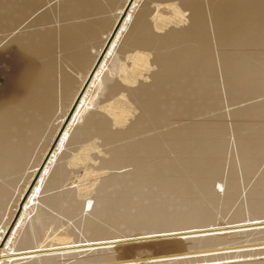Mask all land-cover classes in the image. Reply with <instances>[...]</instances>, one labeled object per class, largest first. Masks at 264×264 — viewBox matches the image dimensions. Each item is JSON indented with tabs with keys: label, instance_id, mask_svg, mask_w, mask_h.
<instances>
[{
	"label": "bare ground",
	"instance_id": "1",
	"mask_svg": "<svg viewBox=\"0 0 264 264\" xmlns=\"http://www.w3.org/2000/svg\"><path fill=\"white\" fill-rule=\"evenodd\" d=\"M0 264H264V0H0Z\"/></svg>",
	"mask_w": 264,
	"mask_h": 264
},
{
	"label": "rangeland",
	"instance_id": "2",
	"mask_svg": "<svg viewBox=\"0 0 264 264\" xmlns=\"http://www.w3.org/2000/svg\"><path fill=\"white\" fill-rule=\"evenodd\" d=\"M170 9V8H169ZM169 19H172V18H169ZM173 20V19H172ZM100 104H101V101H100ZM101 105H103V104H101ZM104 106V105H103ZM117 106V105H116ZM106 107V106H105ZM117 108H119V106L117 107ZM113 110V109H112ZM115 111H117V109L115 110ZM106 113V112H105ZM114 114H116V113H114ZM109 115V114H108ZM111 115H112V113H111ZM210 116V115H209ZM206 117V118H205ZM207 117L208 116H203V118H200V119H206V120H208L209 121V119L210 118H212V120H210V121H216V120H221V118H218V116L216 117V116H212V117H208V119H207ZM218 118V119H217ZM89 148H91V147H89ZM92 153H95V151H92ZM81 162L79 163V162H77V164L79 165V166H82V167H80L79 168V166H77V164H76V162H72L71 161V164H70V161H68L69 162V166L70 167H72L71 168V173H69V175H73V176H71V177H68L69 179L67 180V183H70L71 185L73 184V182H75L76 181V183H77V186H79V189H78V191L79 190H83L82 192L85 194H87V192L89 191V189L88 188H83V186L84 187H89L88 185H90L91 186V182L90 181H92V180H94L95 179V176H97L98 174L97 173H99V171L97 170V168H94L93 166H94V162H92V161H94V160H90V159H85V160H80ZM83 161V162H82ZM76 165V168L77 169H79L78 171H77V169L74 167L75 165ZM82 164V165H81ZM93 164V166H91ZM73 167H74V169H73ZM76 169V170H75ZM78 172V173H77ZM79 175V176H78ZM79 178V180L77 179V177ZM75 177H76V179H75ZM70 179L72 180V181H70ZM73 179H74V181H73ZM81 179V180H80ZM80 184H79V183ZM90 182V183H89ZM89 183V184H88ZM70 184L68 185V186H70ZM85 184V185H84ZM74 185V186H73ZM72 185V187H75V183ZM81 185V186H80ZM83 185V186H82ZM81 187H82V189H81ZM84 189H86L87 191H85ZM26 192H27V190H26ZM25 192V193H26ZM82 192H80L79 191V193L81 194ZM81 194V195H84V194ZM59 230H61V229H59ZM73 241V240H72ZM139 256V257H138ZM145 256H148V254H145V255H135V259H139L140 258V260L141 259H145ZM151 256V255H150ZM132 258H134V257H132Z\"/></svg>",
	"mask_w": 264,
	"mask_h": 264
}]
</instances>
